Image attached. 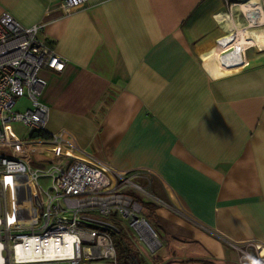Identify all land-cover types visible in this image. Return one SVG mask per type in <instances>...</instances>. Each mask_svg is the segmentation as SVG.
<instances>
[{"label":"crops","instance_id":"crops-1","mask_svg":"<svg viewBox=\"0 0 264 264\" xmlns=\"http://www.w3.org/2000/svg\"><path fill=\"white\" fill-rule=\"evenodd\" d=\"M61 1L0 0V14L44 21L40 38L66 59L39 71L47 131L157 177L169 206L153 202L162 246L137 248L142 264H238L226 241L264 252V51H249L264 49L249 30L264 12L239 27L233 0H86L67 15Z\"/></svg>","mask_w":264,"mask_h":264},{"label":"built area","instance_id":"built-area-1","mask_svg":"<svg viewBox=\"0 0 264 264\" xmlns=\"http://www.w3.org/2000/svg\"><path fill=\"white\" fill-rule=\"evenodd\" d=\"M85 2L63 0L58 8L67 15ZM45 24L24 26L7 11L0 14V264H117L106 224L126 226L153 253L161 242L139 196L169 206L153 189L155 174L119 169L88 155L68 130L46 129V81L39 71H61L66 59L40 38ZM22 97L27 106L15 110ZM14 123L24 125L29 137L15 135ZM33 132L45 135L31 137ZM226 242L238 251V264H264L257 243Z\"/></svg>","mask_w":264,"mask_h":264},{"label":"rangeland","instance_id":"rangeland-1","mask_svg":"<svg viewBox=\"0 0 264 264\" xmlns=\"http://www.w3.org/2000/svg\"><path fill=\"white\" fill-rule=\"evenodd\" d=\"M245 1H247V0H233L232 2H234L235 3V5H234V7H233V14H234V20H235V23H236V25L237 26H239V27H245V26H247L248 25V21L246 20L247 19V16L245 15V12L247 11V10H251V11H254L256 8H258L259 7V9L260 8H262V7H264V1H260L261 2V5H262V7L261 6H258V5H254V4H252L249 0H248V2H249V4L252 6V9H248L247 7H246V5H244V4H242L241 2H245ZM255 7V8H254ZM244 13H242V12ZM243 15H245V16H243ZM260 19L262 20V21H264V14H262L261 16H260ZM249 30H254V31H256V32H258V31H260V30H264V25H259V26H255V27H249ZM250 50V52H252V53H260V52H262V51H264V49H262V50H260V49H257V48H254V47H252V48H249ZM243 67H245L244 65L243 66H241V67H239V68H243ZM23 106H27V100H26V98L25 97H22V98H19L18 100H17V103H16V106H15V110H20V109H22V107ZM12 132L15 134V135H17L19 138H21V139H26V138H28L29 136V132H28V130L26 129V127L24 126V125H22V124H20V123H14V125H13V127H12ZM41 150H44V149H42L41 148ZM34 165H36V164H34ZM37 166H44V164L43 165H40V164H37ZM137 195V194H136ZM140 197V199L141 200H144L145 202L146 201H151L149 198H147V197H144V196H139ZM152 202V201H151ZM148 209H150L149 207H147ZM147 208H146V210H144V215H145V217L147 218V220H148V222L150 223V225L154 228V230H156V231H158V229H157V225L156 224H154L148 217H147V213H148V210H147ZM123 229L125 230V232L127 233V234H129V236H130V239H131V243H133V247H135V249L137 250V248H139L140 250H144L145 251V246H144V244L142 243V242H140V241H137V239H136V237H135V234L129 229V228H127L126 226L125 227H123ZM136 262V261H135ZM87 264H108V262L107 261H105V260H99V261H91V262H88Z\"/></svg>","mask_w":264,"mask_h":264},{"label":"trees","instance_id":"trees-1","mask_svg":"<svg viewBox=\"0 0 264 264\" xmlns=\"http://www.w3.org/2000/svg\"><path fill=\"white\" fill-rule=\"evenodd\" d=\"M44 135L45 133L43 132H33L31 134V137L44 136ZM137 198L139 197L137 196ZM142 203H143L144 210H146L147 207L149 208L151 207L150 209L147 208L148 210L147 217L154 223L155 219L152 216L153 202L151 201L145 202L144 200H142ZM116 229L117 231L111 230L110 233L115 243L117 264H142V261H143L141 258L142 256L139 255L138 250H136L135 247H133V243H131L129 234H127L125 230L123 229V227H121L119 224L116 225ZM156 233L159 237V232L156 231ZM159 240L161 242V245H160L161 247L162 241L160 237H159ZM160 247L158 249H160Z\"/></svg>","mask_w":264,"mask_h":264},{"label":"bare ground","instance_id":"bare-ground-1","mask_svg":"<svg viewBox=\"0 0 264 264\" xmlns=\"http://www.w3.org/2000/svg\"><path fill=\"white\" fill-rule=\"evenodd\" d=\"M252 4H254V5H258V6H261V2H260V0H249ZM250 9H252V8H250ZM259 9V7L258 8H256L254 11H255V14H257L258 12L256 11V10H258ZM254 11H251V10H247L246 11V13L247 14H251L252 12H254ZM260 11L261 12H264V9H262V8H260ZM245 13V14H246ZM255 24H257V23H255ZM230 27H232L233 29L234 28H236V25L234 24V22H230ZM37 146L36 145H28V148H31V149H35ZM17 148H20V147H17Z\"/></svg>","mask_w":264,"mask_h":264},{"label":"water","instance_id":"water-1","mask_svg":"<svg viewBox=\"0 0 264 264\" xmlns=\"http://www.w3.org/2000/svg\"><path fill=\"white\" fill-rule=\"evenodd\" d=\"M252 14L254 15V13H252ZM106 226H107L108 228H110L111 230H113V231H117L116 227L113 226V225H111V224H106Z\"/></svg>","mask_w":264,"mask_h":264}]
</instances>
